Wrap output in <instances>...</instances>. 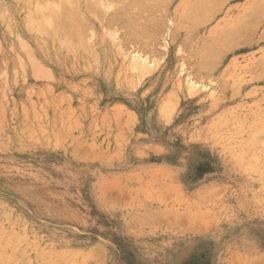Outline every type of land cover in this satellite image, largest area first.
Listing matches in <instances>:
<instances>
[{"label":"rangeland","instance_id":"374dc122","mask_svg":"<svg viewBox=\"0 0 264 264\" xmlns=\"http://www.w3.org/2000/svg\"><path fill=\"white\" fill-rule=\"evenodd\" d=\"M0 264H264V0H0Z\"/></svg>","mask_w":264,"mask_h":264},{"label":"bare ground","instance_id":"6f19581e","mask_svg":"<svg viewBox=\"0 0 264 264\" xmlns=\"http://www.w3.org/2000/svg\"><path fill=\"white\" fill-rule=\"evenodd\" d=\"M73 1H74V0H73ZM84 1H85V0H84ZM87 1H88V0H87ZM138 1H139V0H137V2H138ZM146 1H147V0H146ZM162 1H163V0H162ZM219 1H220V0H219ZM123 2H124V0H123ZM60 3H61V2H60ZM68 3H69V2H68ZM95 3H96V2H95ZM128 3H129V2H128ZM132 3H133V2H132ZM132 3H131V4H132ZM158 3H159V0H158ZM45 4H46V3H45ZM48 4H49V3H48ZM61 4L64 5L63 2H62ZM85 4H86V3H85ZM116 4H117V3H116ZM160 4H161V3H160ZM65 5H66V4H65ZM65 5H64V6H65ZM86 5H87V4H86ZM93 5H94V4H93ZM96 5H97V4H96ZM158 5H159V4H158ZM203 5H205V3H203ZM207 5H209V4H207ZM70 6H71V5H69V7H70ZM116 6H117V5H116ZM132 6H133V4H132ZM144 6H145V5H144ZM46 7H47V6H46ZM53 7H54V6H53ZM62 7H63V6H62ZM66 7H67V6H66ZM91 7H93V6H91ZM120 7H121V6H120ZM125 7H126V6H125ZM128 7H129V6H128ZM64 8H65V7H64ZM67 8H68V7H67ZM67 8H66V9H67ZM73 8H74V7H73ZM87 8H88V6H87ZM145 8H146V7H145ZM156 8H157V7H156ZM47 9H48V8H47ZM50 9H51V8H50ZM88 9H89V8H88ZM96 9H99V8H96ZM100 9H101V8H100ZM119 9H120V8H119ZM143 9H144V8H143ZM60 10H61V9H60ZM72 10H73V9H72ZM89 10H90V9H89ZM123 10H124V9H123ZM137 10H138V9H137ZM36 11H38V8L36 9ZM49 11H50V10H49ZM66 11H67V10H66ZM76 11H77V10H76ZM90 11H91V10H90ZM97 11H98V10H97ZM118 11H119V10H118ZM53 12H55V10L52 11V12H50V13H53ZM60 12H61V11H60ZM60 12H57V13L59 14ZM64 12H65V11H64ZM69 12H70V11H69ZM73 12H74V11H73ZM98 12H99V11H98ZM98 12H97V13H98ZM126 12H127V11H126ZM148 12H149V11H148ZM65 13H66V12H65ZM67 13H68V12H67ZM114 13H115V11H114ZM123 13H125V12H123ZM60 14L63 15L64 13L61 12ZM79 14H80V13H79ZM130 14H131V13H130ZM40 15H41V14H40ZM52 15H55V16L53 17L54 20H55V18H56V19H58V18L60 19V18L62 17V16L59 17V16L56 15V14H52ZM67 15H68V14H67ZM72 15H73V14H72ZM94 15H95V14H94ZM114 15H115V14H114ZM118 15H119V14H118ZM140 15H141V14H140ZM64 16H65V15H64ZM98 16H99V15H98ZM120 16H121V15H120ZM126 16H127V15H126ZM126 16H125V17H126ZM136 16H137V15H136ZM142 16H143V15H142ZM94 17H95V16H94ZM145 17H146V16H145ZM49 18H50V15H49L48 18H45V19H44L45 21H44L43 23L45 24V22H46ZM69 18H70V17H69ZM75 18H76V17H75ZM78 18H79V16H78ZM78 18H77V19H78ZM81 18H82V17H80V19H81ZM113 18H114V17H113ZM127 18H128V17H127ZM51 19H52V18H51ZM51 19H49L48 22H49ZM95 19H96V18H95ZM125 19H126V18H125ZM156 19H157V18H156ZM40 20L42 21L43 18L40 19ZM69 20H70V19H69ZM73 20H74V18H73ZM118 20H119V19H118ZM144 20H145V19H144ZM58 21H59V20H58ZM64 21H65V20H64ZM75 21H76V20H75ZM83 21H84V20H83ZM109 21H110V20H109ZM109 21H108V22H109ZM129 21H130V20H129ZM146 21H147V20H146ZM61 22H62V21H61ZM77 22H78V21H77ZM50 23L53 24V26H52V24H51V26H50V27H52V29H53V27H54V23H53V21L51 20ZM79 23H80V20H79ZM46 24H47V23H46ZM60 24H61V23H60ZM71 24H72L71 26H73L75 23H74V24L71 23ZM82 24H83V23H82ZM106 24H107V23H106ZM111 24H112V22H111ZM125 24H127V23H125ZM153 24H154V23H153ZM63 25H64V24H63ZM79 25H80V24H79ZM87 25H89V24H87ZM108 25H109V24H108ZM130 25H131V24H130ZM140 25H141V24H140ZM45 26H46V25H45ZM75 26H76V25H75ZM75 26H74V28H77V27H78V26H77V27H75ZM30 27H31V26H30ZM87 28H88V27H87ZM50 29H51V28H50ZM54 29H55V28H54ZM59 29H60V28H59ZM71 29H72V28H71ZM145 29H146V28H145ZM145 29H144V30H145ZM43 30H44V29H43ZM63 30H64V29H63ZM76 30H77V29H76ZM78 30H80V29H78ZM138 30H139V29H138ZM44 31H46V30H44ZM52 31H53V30H52ZM60 31H61V30H60ZM66 31H67V30H66ZM142 31H143V30H142ZM61 32H62V31H61ZM70 32H71V31H69V33H70ZM143 32H144V31H143ZM136 34H137V33H136ZM136 34H135V35H136ZM68 36H69V35H68ZM76 36H77V35H76ZM83 36H84V35H83ZM83 36H82V38H83ZM78 37H79V36H78ZM108 37H109V36H108ZM132 37H133V36H132ZM68 38H69V37H68ZM75 39H76V38H75ZM80 39H81V38H80ZM84 39H85V37H84ZM76 40H77V39H76ZM21 42H22V41H21ZM22 43H23V42H22ZM22 43H21V45H23ZM24 45H25V44H24ZM24 45H23V46H24ZM26 46H27V45H26ZM26 46H25V47H26ZM25 47H24V48H25ZM27 48H28V47H27ZM25 50H26V49H25ZM28 51H29V50L27 49L26 52H28ZM26 56H27V55H26ZM30 56H31V55H28V57H30ZM16 57H17V56H16ZM31 57H32V56H31ZM27 59H28V58H27ZM31 59H33V58H29L28 60L30 61ZM17 60H18V59H17ZM34 61L36 62V60L33 59V60H32V62H33L32 65L34 64ZM30 62H31V61H30ZM37 63H38V62H37ZM37 63H35V64H37ZM29 64H30V63H29ZM21 65H22V64H21ZM33 66H34V65H33ZM33 66H32V68H36V67H37V72H36V70L34 69L36 73H38V72L41 73V72L43 71V69H44L43 66H41V68H40V67H39L40 65H38V64H37V66L35 65V67H33ZM42 68H43V69H42ZM44 72H45V71H44Z\"/></svg>","mask_w":264,"mask_h":264}]
</instances>
